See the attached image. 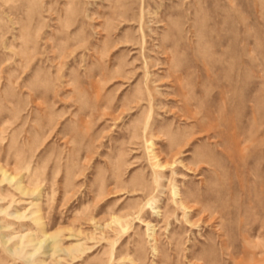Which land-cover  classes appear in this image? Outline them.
<instances>
[{
    "label": "rangeland",
    "instance_id": "obj_1",
    "mask_svg": "<svg viewBox=\"0 0 264 264\" xmlns=\"http://www.w3.org/2000/svg\"><path fill=\"white\" fill-rule=\"evenodd\" d=\"M0 264H264V0H0Z\"/></svg>",
    "mask_w": 264,
    "mask_h": 264
},
{
    "label": "bare ground",
    "instance_id": "obj_2",
    "mask_svg": "<svg viewBox=\"0 0 264 264\" xmlns=\"http://www.w3.org/2000/svg\"><path fill=\"white\" fill-rule=\"evenodd\" d=\"M7 175V174H6ZM11 178V177H10ZM12 180V179H11Z\"/></svg>",
    "mask_w": 264,
    "mask_h": 264
}]
</instances>
